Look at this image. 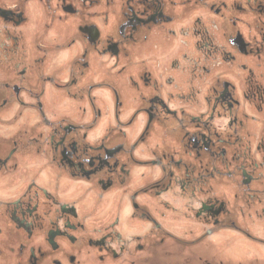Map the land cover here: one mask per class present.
Masks as SVG:
<instances>
[{
    "label": "flooded vegetation",
    "instance_id": "flooded-vegetation-1",
    "mask_svg": "<svg viewBox=\"0 0 264 264\" xmlns=\"http://www.w3.org/2000/svg\"><path fill=\"white\" fill-rule=\"evenodd\" d=\"M0 264H264V0H0Z\"/></svg>",
    "mask_w": 264,
    "mask_h": 264
}]
</instances>
